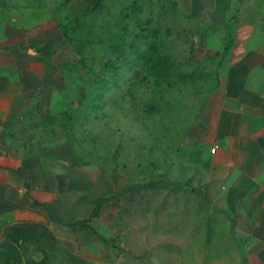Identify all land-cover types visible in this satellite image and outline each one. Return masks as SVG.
I'll use <instances>...</instances> for the list:
<instances>
[{"label":"crops","instance_id":"obj_1","mask_svg":"<svg viewBox=\"0 0 264 264\" xmlns=\"http://www.w3.org/2000/svg\"><path fill=\"white\" fill-rule=\"evenodd\" d=\"M183 2L202 28H212L215 22L205 19V8L192 13L193 1ZM223 25L234 42L226 55L225 44L216 51L221 54L218 89L193 130V145L205 158L194 186L205 197L201 212L206 219L199 223L205 230L194 243L186 233L166 239L178 255H162V264H264V0L243 4ZM63 40L61 28L28 33L19 19L0 15V264L45 259L47 247L45 253L32 242L24 248L23 241L7 239L8 228L25 223L48 227L61 255L97 264L156 262L154 255H114L93 230L73 227L91 218L102 198L118 195L108 193L110 178L101 171L91 176L74 156H59L58 148L43 155L37 151L41 139L28 138L37 117L64 110L60 79L42 56ZM69 44L61 62L69 60ZM198 48L201 60L214 57L207 43ZM118 205L106 204L103 215ZM99 220L92 222L95 229ZM202 238L210 240L205 253Z\"/></svg>","mask_w":264,"mask_h":264},{"label":"rangeland","instance_id":"obj_2","mask_svg":"<svg viewBox=\"0 0 264 264\" xmlns=\"http://www.w3.org/2000/svg\"><path fill=\"white\" fill-rule=\"evenodd\" d=\"M135 1L109 0L96 14L81 18V14L88 7L96 6L98 0H7L5 4L0 0V15L19 19L26 24L28 33L53 31L62 26L75 27L71 31L74 42L66 46L68 58H94L100 48H107L111 36L119 34L120 17L128 13ZM171 1L140 0L138 5H145L142 15L146 17L145 9L151 5L146 2H151L156 20L159 19L161 27H165ZM175 1L185 5L184 0ZM192 1L188 7L190 12L198 13L205 8V19L212 18L215 24L205 30L200 22L186 13L185 24L194 46L191 64L186 68L179 67L174 60L167 64L164 56L168 55L169 47L164 46L146 70L149 82L136 85L133 97L127 98L122 92H116L101 109L79 118L75 126V163L91 169V176L99 171L105 172L111 183L109 194H119L133 184L152 180L160 179L165 184L162 189L147 191L131 207H112L95 224L99 232L116 246L110 247L112 250L108 252L114 255H154L156 262L147 260V264H162V255H178L177 246L166 244V239L177 240L180 233H186L188 241L191 239L194 243L196 237L200 241V234L205 230L199 223L206 219L201 212L206 202L193 190L205 158L204 152L193 145V130L218 89L221 54L216 51L224 44L223 24L228 16L253 0H239L237 3L229 0ZM132 17L128 21L131 25L134 24ZM202 32L207 34L205 39L198 35ZM94 38L104 42L88 46ZM201 43L213 47V58L208 55L200 59L202 53L198 47ZM158 64L163 67L155 69V73ZM80 75L88 77L83 69L75 76L72 93L77 100L85 90ZM156 75L161 84L156 82ZM152 103L157 104L156 109L151 108ZM94 194H99L98 188ZM147 244L150 250H147ZM201 246L204 253L209 251L210 240L202 238ZM47 248L46 264H97L76 255H61L57 245ZM56 251L58 255H55Z\"/></svg>","mask_w":264,"mask_h":264},{"label":"trees","instance_id":"obj_3","mask_svg":"<svg viewBox=\"0 0 264 264\" xmlns=\"http://www.w3.org/2000/svg\"><path fill=\"white\" fill-rule=\"evenodd\" d=\"M4 4L7 0H1ZM109 0H98L96 6H90L82 14L81 18L88 14H96L100 9L105 7ZM140 0H136L133 7L129 8L128 13L120 17L118 25L121 30L118 35L111 36L107 41V48H100L96 57L73 58L61 62L63 58V47L68 43H73L72 32L75 27H60L64 40L57 43L52 49L43 53V60L47 62L48 69L55 72L60 79L59 90L64 97V110L53 115L47 113L37 117V122L31 126L28 132V138L32 140L37 137L41 139V148L37 149L43 155H50L51 150L58 148L59 156H65L67 153L76 158L74 143L76 141L75 126L81 117H85L89 112H95L108 103L112 95L116 92H122L125 97H133L134 88L149 82V75L146 70L155 59L158 52L164 46H168L169 53L164 56L167 64L173 60L179 67H188L192 62V53L194 46L191 39V33L187 28L185 5L172 0L170 2V13L167 15V24L161 27L159 19L156 20L153 5L146 2L148 6L145 11L148 15L144 17L145 5H138ZM134 16V18L132 17ZM133 18L134 24H130L129 18ZM81 21V19H79ZM159 22L160 25H155ZM97 42H104L101 39H93L88 46H93ZM234 40L229 34L228 28L225 27L224 55L229 52ZM161 64V63H160ZM160 64L155 65L154 72L162 68ZM83 69L88 77L80 75L79 78L85 83V90L81 93L79 100L75 98L72 90L75 86L76 74ZM156 69V70H155ZM156 77V82L161 84L162 81ZM78 101V105H75ZM156 103H152L151 108L156 109ZM34 120V117H31ZM82 119V118H81ZM35 129V130H34ZM50 144L53 146L50 147ZM31 153L35 150L31 148ZM162 180H152L144 184H133L123 193L111 197L102 198L95 208L91 218L78 221L73 227L82 230H93L99 239L107 246L116 248L111 239L104 237L92 225L94 220L100 219L106 204L116 202L118 204L131 207L137 203L144 194L149 190H159L164 187ZM200 195L199 190L193 189ZM201 196V195H200ZM204 197V196H203ZM205 200V197H204ZM5 235L10 241L20 244L32 242L34 247L46 253L45 247H52L58 244L54 234L48 227L43 224L25 223L18 226L10 227L6 230ZM30 248L28 247L27 250ZM121 250L120 248H117ZM46 256V255H45ZM40 264H46V258Z\"/></svg>","mask_w":264,"mask_h":264}]
</instances>
